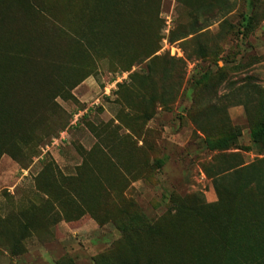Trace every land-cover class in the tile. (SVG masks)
Listing matches in <instances>:
<instances>
[{"label":"rangeland","instance_id":"374dc122","mask_svg":"<svg viewBox=\"0 0 264 264\" xmlns=\"http://www.w3.org/2000/svg\"><path fill=\"white\" fill-rule=\"evenodd\" d=\"M105 2L0 0V264H264V0Z\"/></svg>","mask_w":264,"mask_h":264},{"label":"trees","instance_id":"16d2710c","mask_svg":"<svg viewBox=\"0 0 264 264\" xmlns=\"http://www.w3.org/2000/svg\"><path fill=\"white\" fill-rule=\"evenodd\" d=\"M252 1V0H249ZM105 0H101V4L103 6V8L105 7ZM13 8V4L9 5V9L12 11ZM114 8L117 9L118 6L114 5ZM3 8L0 7V26L5 25L6 22V17L3 15ZM108 18L107 15H103L100 17L101 23L102 21L106 20ZM8 22V21H7ZM111 23L114 24L113 21H111ZM7 25V24H6ZM7 48H5L4 46L2 48H0V52L1 54H6L8 51L6 50ZM20 56H23L25 58H34V61L40 63L39 61H46L45 63H47L48 65H58L60 63V57L57 56V54H55L54 56H49L48 54H46V52L38 55V56H33L32 54H20ZM3 117H10L7 115V112L5 111V113L2 115ZM13 116V115H11ZM6 120H8V118H6ZM257 134L261 135L264 134V123L262 124V126L259 128ZM29 142L26 141L22 136H17L12 138L11 140L8 141H3L0 143V156L3 152H7L9 153L12 157H14L15 159H22V157L24 156V147L26 144H28Z\"/></svg>","mask_w":264,"mask_h":264}]
</instances>
